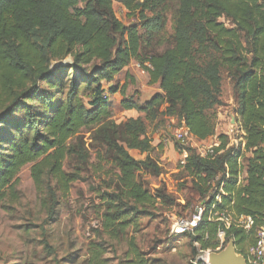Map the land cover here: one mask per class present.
I'll list each match as a JSON object with an SVG mask.
<instances>
[{
	"label": "trees",
	"instance_id": "obj_1",
	"mask_svg": "<svg viewBox=\"0 0 264 264\" xmlns=\"http://www.w3.org/2000/svg\"><path fill=\"white\" fill-rule=\"evenodd\" d=\"M117 1L134 17L137 24L124 26L116 17L113 2ZM171 0H0V122L8 120L18 137L12 138L7 150L2 149L0 131V203L8 192L14 193L18 174L25 166L37 188L44 184L51 198L48 218L55 214L54 182L61 195L69 193L74 182L63 163L70 154L83 159L82 149L75 151L70 144L81 130L97 128L93 146L105 147L120 171L119 194L133 207L153 203L150 193L136 181V172L148 170L159 174L155 163L146 159L136 161L128 150L145 152L149 141L144 137L140 118L115 125L110 119L109 100L116 93L105 88L131 62L146 68L150 84L160 93L143 106L123 99L125 111H137L147 119L155 117L160 107L163 116L178 114L187 133L197 142H206L214 135L215 124L209 112L220 105L221 75L229 79L235 103V122L244 133L245 151L250 157L243 165L245 184L237 185L240 149L225 147L227 137L220 135L223 150L213 159L199 158L187 147L184 170L200 203L209 199L200 224L194 229L192 243L202 250L216 249L214 243L219 223L209 222L214 203L209 196L215 182L222 190L221 204L214 212L226 209L235 216H249L259 226L264 213V3L261 0H175L170 17V45L160 53H146L141 58L139 31L150 39L160 32L166 22L165 8ZM71 58L74 76L66 85L65 67L61 62ZM91 68L88 81L80 90L78 74ZM61 78L54 79L55 75ZM60 89L55 101L41 92V83ZM88 91L89 106L82 93ZM42 95L48 115L38 119L26 108L24 120L11 119L13 110L28 99ZM28 97V98H27ZM23 98H27L23 100ZM23 100V101H22ZM4 116V117H1ZM177 150L179 147L175 144ZM181 151V150H180ZM98 160H101L98 157ZM221 175L218 179L217 176ZM122 200L119 199V202ZM113 206V205H111ZM106 219L111 228L119 212ZM126 214V213H124ZM254 230L249 233L231 226L225 231L226 241L234 243L237 253L244 245L253 243ZM49 253L53 250L45 243ZM89 264L99 263V252H90ZM128 264L136 261V251Z\"/></svg>",
	"mask_w": 264,
	"mask_h": 264
},
{
	"label": "rangeland",
	"instance_id": "obj_2",
	"mask_svg": "<svg viewBox=\"0 0 264 264\" xmlns=\"http://www.w3.org/2000/svg\"><path fill=\"white\" fill-rule=\"evenodd\" d=\"M261 2L264 3V0ZM112 6L116 17L124 26L137 24V20L128 16L117 1ZM175 8L176 1H169L164 13V27L152 38L149 39L142 30L139 31L140 38L142 36V59L146 53H160L170 45V17ZM61 64L65 67L63 81L68 85L74 76L71 58H65ZM90 73L91 68L79 72L81 91ZM61 76V73L55 75L54 79ZM40 86V91L47 92L50 100L58 98L59 88L50 90L46 81ZM104 87L117 90L109 100L108 121L122 125L129 119L140 118L144 123V137L149 141V149L143 153L128 150V154L136 161L150 159L158 167L157 176L148 170H140L135 175L136 181L152 196L153 203L129 210L133 206L116 188L121 175L110 158L111 154L105 147L93 146V135L97 128L81 130L70 144L75 151L82 149L83 159L78 158L77 154H70L63 163L64 172L75 177L69 186V193L61 195L55 183L49 182L56 198L55 214L51 218H48L51 204L48 190L44 184L41 188L35 186L31 166H25L20 171L14 193L8 192L0 203V264H89L91 251L99 252L100 264H128L133 259L131 250L136 251L137 257L134 259L145 264H192L200 256V252L206 251L201 249L199 243H192L189 235L172 237L169 234L171 219L191 216L201 201L192 188L185 166L179 164L182 151H178L175 146L174 133L185 128L181 117L178 114L163 116V107L151 119L137 111L122 109L123 99L143 106L153 95L160 93L156 84H150L145 66L141 67L135 62H131ZM82 96L88 108V91L83 92ZM219 101L220 105L209 112L215 129L213 137L204 143L206 146L218 141L220 135L226 137L230 119L236 117L232 86L225 73L221 75ZM26 108L35 113L38 119L48 115L46 103L40 94L32 100L19 103L13 110L11 119L24 120ZM0 131L4 143L2 149L9 151L7 147L12 138L18 137L17 131L8 120L0 122ZM235 134L236 137L240 136L239 132ZM189 141L191 147H194L191 143L194 140ZM185 153L187 155L186 151ZM249 157L250 152L243 150L239 158L241 164L245 165ZM119 199L122 201L119 202ZM208 200L205 199V205ZM115 210L120 215L114 218L111 228L107 229L106 219ZM229 213L234 220L235 215ZM211 216L214 217V213ZM45 243L53 253H49ZM214 243H218L217 248L221 247L222 250L228 244L225 237L222 242L217 235ZM249 246L251 245H244L236 253L244 256Z\"/></svg>",
	"mask_w": 264,
	"mask_h": 264
},
{
	"label": "built area",
	"instance_id": "obj_3",
	"mask_svg": "<svg viewBox=\"0 0 264 264\" xmlns=\"http://www.w3.org/2000/svg\"><path fill=\"white\" fill-rule=\"evenodd\" d=\"M137 66V65H136ZM138 67V66H137ZM145 67L150 69V66L148 64H145ZM110 97L106 92L104 93V98H108L110 100ZM230 126L225 133L228 143L225 147V150L228 148H234L240 149L242 152L245 148V141H244V133L242 129L240 128L239 124L235 122V117H231L230 119ZM240 134L239 137H236L235 133ZM194 140L186 131L184 128L181 131H175L174 133V140L175 143L178 145L179 149L182 151L181 156L179 157V164L181 166L185 165L186 160V153L184 151L185 148L191 147L189 140ZM195 141V140H194ZM191 142L193 143L194 147H191L194 149L196 155L201 159H213L216 155L222 154L224 151L221 150L219 152H216V149L219 148L220 142L216 141L213 144L206 146L204 145L205 142ZM238 162V173H237V185H244L245 184V178L246 173L243 169V165L240 162V159ZM225 171H224V179L221 183V185L217 188L212 183L211 190L209 192V196L213 197L214 203L211 206L209 210L208 215V221L219 223V227H222L223 229H219L217 232V237L221 239L223 242V238L225 237V231L231 228V226H234L237 229H242L244 232L249 233L250 231L254 230V241L251 244V246L248 247L246 254L243 256L246 264H263L264 263V213L261 218V222L259 226H255V219L249 216H235L234 220L231 218V214L227 211V209L220 210L218 212H214L217 207L221 204V197L226 196V194L223 192L222 187L223 183L228 179V168L226 165H224ZM221 175H218L217 179ZM205 213V203L202 202L196 208L194 209L193 213L189 217H173L170 222L169 227V234L172 237H178L183 236L186 234H192L194 229L197 228V226L200 224L202 216ZM212 213H214V217H212ZM221 247L216 248L215 250H206L203 252H200V256L197 257V259L192 264H208L207 257L210 252H219L221 251Z\"/></svg>",
	"mask_w": 264,
	"mask_h": 264
},
{
	"label": "water",
	"instance_id": "obj_4",
	"mask_svg": "<svg viewBox=\"0 0 264 264\" xmlns=\"http://www.w3.org/2000/svg\"><path fill=\"white\" fill-rule=\"evenodd\" d=\"M207 261L208 264H246L244 257L236 253L232 241H229L223 250L219 252H210Z\"/></svg>",
	"mask_w": 264,
	"mask_h": 264
}]
</instances>
